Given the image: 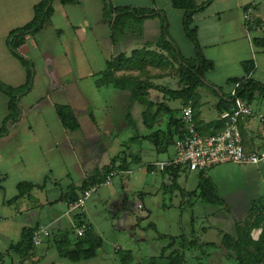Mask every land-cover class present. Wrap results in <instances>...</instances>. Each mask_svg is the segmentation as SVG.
I'll return each mask as SVG.
<instances>
[{
  "label": "crops",
  "instance_id": "0c3cea01",
  "mask_svg": "<svg viewBox=\"0 0 264 264\" xmlns=\"http://www.w3.org/2000/svg\"><path fill=\"white\" fill-rule=\"evenodd\" d=\"M40 1L0 0V80L7 85L18 87L27 81V68L11 52L8 36L12 30L27 24L34 18L35 5ZM110 1L114 7L152 9L156 15L144 20L141 33L129 29L118 41L113 42L111 22L104 16V0H79L74 4H63L60 0H54V12L51 18L38 33L28 35L19 48L22 55L33 61L35 78L31 91L20 100V119L9 126L7 135L0 136V254L6 253L11 244L20 240L24 228L37 227V230L46 228L50 234L42 233V243L34 248L31 255L22 258L18 254L12 253L0 259V264H69L66 262L68 259L62 257L58 252L53 237L54 234L69 232L70 238L75 240L74 231L77 232V228H79V221L76 217L78 213L83 212L85 222L91 223L95 232L101 236L96 225L86 218V211L73 208L65 201H59L61 194L65 193L67 189L64 191L56 189L60 185L57 180L60 178L57 177L56 170H59L61 175L70 176L71 170H78L81 181L70 184L80 186L89 175L109 164L111 159L123 149L113 156L107 155L106 144H102L99 137L89 136L85 140H80L89 148L85 159H82V156L76 151L75 142L79 140L72 139L68 132L70 129L63 126L55 108L56 103L70 105L78 115L77 98L83 97L88 90V81L95 82L99 74L106 70L108 60L120 53H126V56L130 57L129 54L132 51L147 46L148 42L151 47L161 49L155 45L163 28L161 15L166 16L168 32L182 53L186 57L195 56L194 44L187 37L183 26L185 10L175 7L173 0ZM207 1L195 0L199 5ZM192 25L197 29L204 55L214 62V68L206 72L205 75L207 84L222 88V92L215 91L207 85L197 89L195 102L199 119L203 124L212 123L219 120L221 112L217 105L221 94L231 95L234 84H229V79L245 75L244 61L253 59L255 62V68L247 77L264 83V0H211L203 10L194 15ZM260 39L262 42L259 41ZM122 43L123 45H121ZM120 72L121 70L118 69L117 73ZM109 86L113 85L103 87ZM121 91L123 94L131 93L129 90L121 89ZM257 95L260 94L257 93L255 97ZM8 104L9 97L0 91V126L5 123L9 113ZM50 106L54 108V111L49 110ZM211 107H214L217 113L212 120L206 117L208 112H212ZM55 112L58 120H55ZM254 119L256 118L247 120L243 127L245 142H249V144L253 143L255 131H264V126L259 122L256 125ZM94 126L101 128L95 122ZM81 128L80 123V127L76 130ZM258 134L260 135V133ZM105 137L107 136L105 135ZM261 141L259 139L258 142H255L262 147L264 143ZM153 149L156 151L154 145ZM128 154L130 155L129 159L133 161L129 169L114 171V174L118 172L123 175L131 174L134 171L132 165L136 162L135 158L138 157L139 161L144 160L141 155L132 159V153ZM156 161L160 160L156 159L152 162ZM147 169L153 174L162 172L159 169H157L158 172L149 167ZM186 171L182 170L181 172ZM15 174L21 178L19 181H14L16 186L23 181L44 183L45 185L43 188H33L19 199L11 201L17 195L18 188L16 194L9 195L6 184L10 175ZM50 174L55 176V180H52ZM41 175H44V180L38 182L35 178ZM166 175L168 178L170 177V174ZM110 182L111 178L109 183L105 181L94 187L99 188L102 184H110ZM45 209L47 210L46 221L42 223V212ZM129 211L130 209L127 213ZM247 214L248 212L245 217ZM219 216L225 218L227 215L219 214ZM65 217L72 220L69 226L72 228L73 236H71L67 223H63ZM141 223L142 220H138L136 224L138 229H143ZM151 224L156 227L154 222H149L147 227H151ZM190 225L193 226L191 233L184 235L187 239L197 238L198 245L183 248L181 247L182 239L176 236L168 240L169 243L160 245L163 255L168 253L169 256L172 252L178 251L185 255L186 262H188L187 253L194 257L192 251H200L201 255H197V258H202L201 264H211L209 258L219 251L229 258L221 247L223 233H231L229 229L220 225V222H203L199 226L197 219L191 221ZM212 228L218 232L216 239L207 237ZM258 231L256 239L259 238L262 229ZM141 240L143 242L150 241L147 237H142ZM102 249L103 246L93 258L71 262L72 264H84L91 259H96L102 255L99 254L102 253ZM164 251H166L165 254ZM105 257L104 254L101 258L102 262L107 261ZM206 257L208 259L205 262ZM219 262L218 264H228L222 259ZM260 264H264V261Z\"/></svg>",
  "mask_w": 264,
  "mask_h": 264
},
{
  "label": "rangeland",
  "instance_id": "374dc122",
  "mask_svg": "<svg viewBox=\"0 0 264 264\" xmlns=\"http://www.w3.org/2000/svg\"><path fill=\"white\" fill-rule=\"evenodd\" d=\"M146 45L136 49L137 53L132 57L131 64L125 63L120 66L119 70L121 72L118 74L116 70L115 75L120 78L151 81L173 89L182 88L177 73L179 66L172 56L157 47H151L150 42ZM132 55L133 51L129 56ZM87 84L88 90L83 97L77 98L76 102L82 128L76 131L68 130L72 139L79 140L75 142L76 151L82 156V159H85L89 148L80 140H85L89 136L99 137L102 140L101 143H105L108 148L107 155L113 156L125 149L127 153H132V159L141 155L144 160L133 163L132 168L134 171L131 174L123 175L120 172L114 174L111 177L110 184H102L86 200L85 207L82 210L86 211V218L96 225L104 239V245L102 253H99L102 255L84 264H121L119 255L116 252L118 248L132 250L134 261L131 264H138L139 262L149 263L153 256L157 258L155 264H167L169 261L168 253L166 255V251H164L165 255H162V247L160 245L166 242L169 243L168 240L172 238H159L160 234L165 233L171 237L190 234L193 228L190 222L197 219L199 226L203 222H220V225L229 229L231 234L235 235L236 222L243 219L246 213L249 212L252 200L257 201V205L260 207V215L257 216V219L251 225L250 231L254 239L258 237V230H263L264 228V162L259 164L227 162L209 169L208 176L212 178L219 194L226 200V208L218 204L205 202L199 197L200 189L197 187L199 174L197 171L180 172L177 182L180 188L189 190L186 195H182L180 188H173V179L169 172L164 170H161L164 173L158 172L157 168L154 167V162H152L156 159L166 160L174 153V144L169 146L167 152L159 153L153 149V145L149 140L142 138L132 139L137 134L144 136L152 130L165 129L169 122L170 114L162 111L154 128L151 130L145 126L143 121V110L147 106L139 102L132 103L130 99L131 93H124V95L121 89L115 86L99 88L92 81H88ZM147 98L155 104L153 111L156 110L160 102H164L174 110L175 117H179L181 107L190 102L189 99L168 98L164 96V93L156 89H150ZM167 98L168 100L166 101ZM252 105L256 116L254 123L258 125L257 115L264 112V99L257 95ZM211 109L212 112L206 114L207 119L210 120L217 115L215 108L211 107ZM49 110L54 111V108L50 106ZM91 112L101 126L100 129L94 126V121L90 116ZM128 112L132 114L137 125L136 128L128 124L126 119ZM54 117L55 120H58L56 112ZM261 131L253 133V143L249 144L247 142L249 146L261 147L256 143L259 139L264 143V131ZM60 135L62 136L63 134ZM263 147L264 145L261 148ZM149 166H151V169L156 168L154 171L158 173L148 172L147 170L149 169L147 168ZM71 171L70 176L61 175L60 171L56 170V175L60 178L57 179L60 185L56 189L64 191L68 189L70 183H79L81 181L79 171L76 169ZM165 173L170 177L168 178ZM50 175L52 180H55V176ZM19 179L21 178L17 174L10 175L6 184L9 195L17 193V186L14 181H19ZM35 179L38 182H43L44 175ZM260 198L263 199L262 202H258ZM138 203H142L143 208H139ZM119 207L121 210L118 209ZM117 209L118 211H116ZM129 209L130 211L127 213ZM46 213L47 210L45 209L42 212V223L46 221ZM219 214H226L227 216L223 218ZM140 219L142 220L141 226L143 229L136 227ZM221 219L226 220L222 221ZM149 222H154L156 228L147 227ZM63 223L69 228L72 220L65 217ZM69 231L71 236H73L71 227ZM142 237H147L150 241L143 242L141 240ZM207 237L216 239L218 237L217 230L212 228L208 232ZM192 252L194 257L187 253L189 258L187 257L188 262H185V264H201L203 262L202 258H197V255H201L200 251ZM104 254L106 262L101 261ZM222 254L223 252L221 251L214 254L209 258V262L218 264L220 259H222L228 264H236L234 259L225 257ZM206 259L208 258H205V262ZM66 262L72 264L71 261L67 260Z\"/></svg>",
  "mask_w": 264,
  "mask_h": 264
},
{
  "label": "trees",
  "instance_id": "16d2710c",
  "mask_svg": "<svg viewBox=\"0 0 264 264\" xmlns=\"http://www.w3.org/2000/svg\"><path fill=\"white\" fill-rule=\"evenodd\" d=\"M78 1L79 0H60V2L63 4H74ZM53 2L54 0H41L35 5L34 18L27 24L12 30L8 36V45L11 52L27 68V81L21 86L13 87L0 80V91L9 97V113L5 119V123L0 126V136L7 135L9 133V126L20 119V100L24 95L31 91L34 85V63L32 60L22 55L19 51V48L25 42L28 35H34L38 33L44 27L45 23L51 18L54 12ZM104 2V16L109 22H111V37L113 42L118 41L125 31L129 29L133 30L134 32L141 33L143 31L144 20L148 17L156 15V12L152 9L114 7L110 0H104ZM210 2L211 0H208L206 3L199 5L195 2V0H173L175 7L185 10L183 17L184 30L187 37L191 40L195 47V56L192 57H186L182 53L180 47L171 38L168 32L166 16L161 15L163 28L161 36L155 45L171 55L173 60L178 64L179 68L177 73L178 77L180 78L182 88L173 89L160 84H155L151 81L120 78L115 76V71L118 70L120 66L125 63L131 64L130 62L132 61V57L135 55V53H137V50H134L133 55L130 57L126 56L125 53H120L108 60L106 70L99 74L95 80L97 87L113 85L119 89L129 90L131 92L130 99L132 103L139 102L141 104L147 105V108L143 111V121L145 126L151 130L154 128L157 118L162 111H166L168 114H170V119L165 129H156L152 130L145 136H140L137 134L136 136L132 137V139L142 138L149 140L159 153L168 151L169 146L173 144L175 137L182 133L181 128L183 127L184 123L181 118L174 116V110L164 102H160L157 105L156 110L153 111L152 109L154 108L155 104L153 101L147 98L150 89H156L164 93V96L172 99H189L190 102L186 103L185 105H191L193 107L197 129L201 133L215 134L223 129V124L220 121L203 124L199 119V112L195 102L198 87L207 85L215 91L222 92V88L213 87L207 84L205 75L206 72L214 68V62L210 59H207L204 55L203 47L199 43L197 29L192 25L194 15L197 12L203 10ZM114 14L115 17H113ZM259 41L262 42V39ZM243 67L245 75L242 77H233L229 79L228 83L235 84L240 82L239 87L237 88V96L247 99L250 103L253 102L257 93L264 98V83L247 77V75H249L255 68L254 60L250 59L244 61ZM234 100L235 97L231 96L230 94L226 96L225 94H221L220 101L217 105L220 112L235 107ZM55 108L63 126L66 129L76 130L80 127L79 117L70 105L56 104ZM90 116L92 120L97 123L96 117L92 112L90 113ZM126 119L130 126L133 128L137 127L130 112H128ZM245 145H248L247 142H245ZM129 157L130 155L125 149H123L119 154L115 155L111 159L109 164L104 165L101 169H97L91 175H89L83 181L82 185L77 186L75 184H70L67 191L61 194L59 201H65L68 204L74 203L79 199L80 193L96 186L97 184L105 182L108 176L114 171L128 170L130 164L133 162L129 159ZM135 161L139 162V158L136 157ZM149 168L151 167L149 166ZM164 171L169 172L170 176H172L173 188H180L177 179L180 172L182 171V168L180 166L169 167ZM198 174L199 180L197 187L200 189L199 197L205 202L218 204L226 208L227 202L219 194L215 182L211 177L208 176V171H199ZM44 185V183L39 184L27 181L20 182L17 185L18 193L11 201L19 199L22 195L31 191L33 188H43ZM180 189L182 195L187 194V190L182 188ZM262 201V198L258 199V202ZM84 215L85 214L83 212L76 215L79 221L78 227L85 228L84 235L79 236L77 235V232L74 231L76 234L75 240L70 238L69 232L54 234L53 237L60 255L72 262H78L83 259L95 257L98 253V250L103 246V238L95 232L91 223L85 222L83 219ZM258 215H260V207L257 205L256 200H252L247 216L242 221L236 222V234L223 233L221 247L228 254L229 258L236 261V264H260L264 261V228L258 239H254L250 231V227L257 219ZM151 227L156 228L154 224H151ZM36 230L37 227L24 228L20 240L14 244H11L6 253H1L0 259L12 253L18 254L22 258L31 255L34 251L33 237ZM168 237L174 238L166 234L159 235V238ZM179 237L182 239L181 247L183 248L198 245V240L195 237L192 239H187L184 234ZM116 252L119 255L121 264H129L134 259L132 250L118 248ZM168 258L169 261L167 264H184L186 262L185 255L180 254L178 251L172 252ZM156 259V256H153L151 261L146 264H155Z\"/></svg>",
  "mask_w": 264,
  "mask_h": 264
},
{
  "label": "built area",
  "instance_id": "2783aa9c",
  "mask_svg": "<svg viewBox=\"0 0 264 264\" xmlns=\"http://www.w3.org/2000/svg\"><path fill=\"white\" fill-rule=\"evenodd\" d=\"M248 18V15H247ZM240 82L233 85L231 96L235 97V107L220 113L219 120L223 129L215 134H203L197 129L194 109L191 105L181 107L179 118L183 120L182 133L174 139L175 151L166 160L154 162L159 170L180 166L187 171H209L212 167L234 162L238 164H259L264 162V148L245 145L242 127L252 118H256L255 111L247 99L237 96ZM257 119L264 126V112L257 115ZM114 173L108 176L107 182ZM96 189L92 187L81 193L79 199L71 203L73 208L84 209L86 199ZM142 208V203H138ZM42 233L49 235L46 228L36 230L33 237L34 248L42 243ZM85 233L84 227L77 228V235Z\"/></svg>",
  "mask_w": 264,
  "mask_h": 264
}]
</instances>
